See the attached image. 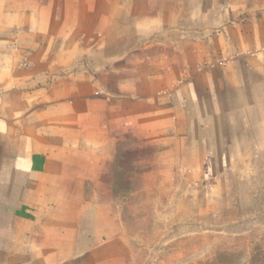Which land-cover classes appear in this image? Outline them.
Masks as SVG:
<instances>
[{"label": "crops", "instance_id": "0c3cea01", "mask_svg": "<svg viewBox=\"0 0 264 264\" xmlns=\"http://www.w3.org/2000/svg\"><path fill=\"white\" fill-rule=\"evenodd\" d=\"M14 1L0 11V264H133L112 181L124 137L176 150L211 206L264 189V0Z\"/></svg>", "mask_w": 264, "mask_h": 264}, {"label": "rangeland", "instance_id": "374dc122", "mask_svg": "<svg viewBox=\"0 0 264 264\" xmlns=\"http://www.w3.org/2000/svg\"><path fill=\"white\" fill-rule=\"evenodd\" d=\"M13 3L0 0V11ZM128 49L108 46L95 57L113 59ZM132 146L124 137L112 181L133 264H264V189L258 181L241 183L231 203L211 206L203 193L190 192L176 150L163 157L158 147L147 154ZM135 166L142 173L130 174Z\"/></svg>", "mask_w": 264, "mask_h": 264}]
</instances>
